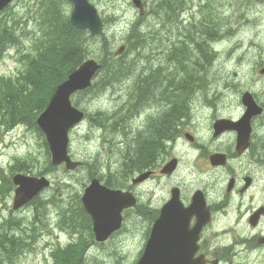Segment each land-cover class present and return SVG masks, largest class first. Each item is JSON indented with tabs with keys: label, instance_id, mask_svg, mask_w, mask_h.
I'll return each instance as SVG.
<instances>
[{
	"label": "rangeland",
	"instance_id": "rangeland-1",
	"mask_svg": "<svg viewBox=\"0 0 264 264\" xmlns=\"http://www.w3.org/2000/svg\"><path fill=\"white\" fill-rule=\"evenodd\" d=\"M29 1L33 2L32 0H17L12 3V9ZM89 1L94 4L105 20L104 33L107 36L109 49L114 52L121 45L125 46L122 53L123 60L115 63L120 64V69L117 68L123 75L122 79L120 77L114 84V87H118L119 97L117 100H126L129 97L132 91L130 79L133 77L136 82L139 81V86H149V100L156 96L160 98L157 101L158 107L155 112L150 116L147 124L141 128L144 133L155 135L151 127L152 124L163 123L162 114L176 105H181L184 110L187 107L186 116L191 115L193 119H202L204 122L209 112L204 110L199 112L198 103L190 100L194 97V92H197L198 86H201L204 91L213 88L209 100L206 99V95L200 100L202 101L201 105L209 106L211 109L226 107L233 103L232 111L236 110L239 114L242 108L235 97L243 89L253 92L264 104V76L258 74V70L264 66V0H185L187 2L183 7L187 12H182L184 17L193 16L195 19L184 24H181L183 20L179 23L175 17L171 16V14H175L184 0H172L170 7H167V2L163 0H160L161 2L156 5H154L156 0H142L146 12L143 16L138 15V12L131 6L130 0ZM204 19L203 33L193 32L197 41L186 42L187 33L190 35V32H185L189 28V23L200 24ZM133 23L135 25H132ZM133 26L138 34L136 37L132 31ZM215 31L223 35L219 43H213L220 54H211V62L208 64L203 58L206 49V42L203 40L209 38V34L213 36ZM95 41L96 39H90L86 45L89 48L86 53L88 55V51H90L89 56L92 57L103 52L101 49H96ZM171 43H173L172 47H170ZM24 44L29 48L31 42L27 40ZM12 55L13 50L10 49V52L0 60V76H9L17 73L20 69V64ZM107 58L109 59V57ZM152 64L162 66L163 71L160 74L148 72L147 76L143 75L147 72L143 66ZM111 68L113 70L114 67L111 66ZM127 72L130 74H126ZM198 76L203 78L199 83ZM99 78L100 75L96 81ZM224 83L228 95H223L226 91L221 93ZM105 92L94 86L90 92L75 97L73 102L93 116L92 113L95 109L101 108L105 111L106 108H110V105L114 104L111 95L105 94ZM89 122L90 119L86 118L84 124L72 131L70 135L72 139L71 153L74 158L83 159H89L90 155H94L95 164L85 165L77 172H69L64 169L52 171L50 168L46 170L52 179V187L47 191L52 192L62 183L69 185L62 189L63 195L57 197L58 200H63L61 203H71L72 196L76 191L74 189L79 186V181L85 182L88 176L95 175L100 179L112 178L115 184L122 185L132 175V172L120 171L123 165L120 168L119 165L123 164V158L120 156L119 150L116 154L112 150L103 149L104 139L101 140V138L97 140L93 137L92 140L86 141L82 138ZM130 123V121L127 122L126 126H129ZM260 124H264V118L256 122V129L261 128L257 126ZM3 130L4 128L0 127V177L2 178L0 184V238L6 228V220L29 217L35 204L34 202L27 206L21 217L16 215V212H11V197L7 199L8 192L5 191L4 186L9 166L17 164L20 167L23 161L24 165H28V158L30 164L31 157L34 158L36 166H47L43 145L32 129L18 126L9 131L4 132ZM106 143L118 147L121 145L125 154L131 150L134 151L130 145L123 143L120 132L109 135ZM134 152L127 156L131 157ZM140 152H144V148ZM102 159L106 161L102 163ZM17 160L20 162L17 163ZM185 168L187 165L181 162L179 170L183 172ZM43 195L39 198H43ZM50 201V203L54 202L55 198ZM46 216L50 218L58 216V219L53 222L58 221L63 232L59 233L50 228L49 234H40L30 244V248L19 249L12 256H9V253L6 256L4 253L0 254V264H59L61 259L55 258V253L53 254L51 251L66 246L72 239L76 241L78 238L72 229L64 227L62 219L59 220L61 211L55 203L50 205ZM138 220V213L131 211L125 227L118 235L97 247H90V244L85 245L80 264H130L134 260L140 244L138 229L135 228ZM79 230L81 236L86 235V230L83 228H79ZM73 235L75 237H72ZM79 243H82V240ZM3 247H6L5 242H0V251ZM81 247L82 244L77 246V249L80 250ZM67 263L72 264L73 260L70 259Z\"/></svg>",
	"mask_w": 264,
	"mask_h": 264
},
{
	"label": "flooded vegetation",
	"instance_id": "flooded-vegetation-1",
	"mask_svg": "<svg viewBox=\"0 0 264 264\" xmlns=\"http://www.w3.org/2000/svg\"><path fill=\"white\" fill-rule=\"evenodd\" d=\"M233 108V103L217 109L200 103L199 112H209L204 122L191 115L180 119L177 125L170 119L167 129L176 126L178 132L171 141V152L181 149L193 164L183 174L177 170L163 174L160 168L165 161L159 164L157 154L152 152L151 164L144 170L150 171L148 178L136 186L128 185L139 208L140 218L135 226L140 238L139 252L153 230L156 264H264V124L256 129L264 111L251 123L248 146L238 149L234 130L216 134L213 127L217 118L238 119L240 116L230 115ZM137 122L143 126L148 119ZM151 127L156 129L158 125L154 123ZM180 139L182 147L178 143ZM212 154H223L225 163L210 165ZM200 161L207 163L212 174L210 180L207 177L211 174L195 165ZM150 183L152 186L145 191ZM198 190L208 205V223L201 224L197 207L183 211L177 205L187 208ZM171 200L177 204L164 219L162 207ZM186 215L188 219L181 221Z\"/></svg>",
	"mask_w": 264,
	"mask_h": 264
},
{
	"label": "trees",
	"instance_id": "trees-1",
	"mask_svg": "<svg viewBox=\"0 0 264 264\" xmlns=\"http://www.w3.org/2000/svg\"><path fill=\"white\" fill-rule=\"evenodd\" d=\"M34 4V7L29 9L32 10L30 16H26L24 19L16 17L13 22L8 17L0 19V58L8 46L17 45L23 50V43L19 41L22 35H30L34 41L29 49H25V52L20 51V61L24 66L23 70L14 78L0 77V121L3 126L11 127L23 124L36 131L35 118L37 114L43 109L53 88L64 80L69 71L81 62L86 53V44L83 33L69 25L64 0H36ZM29 22H31V26H28ZM17 30L21 31V34H17ZM99 49L103 50L100 55L102 68L106 69L104 82L107 83V86H114L121 76L120 64H105L104 61L108 59H104L107 48L106 46H100ZM116 60L120 62L123 58L119 57ZM111 66L114 67L113 70ZM175 112H179L178 106H176ZM121 127L122 124L116 119L107 126L108 131L105 130L112 135L119 132ZM159 133L160 130H155V134ZM162 138L160 136L156 138L158 148L162 147ZM119 146L116 147L117 149L120 148V156L124 159L123 164L127 163L131 172L143 164L140 158V148H145L143 145L139 143H136V147L130 145L135 151L128 152L129 155L134 152L131 157L125 154V151L121 149V145ZM33 165L34 161L31 159L30 166ZM61 202L56 206L61 211L64 223L70 228H75L81 224L84 226L87 217L82 209L78 208L76 201L73 202V205ZM38 207L41 208L40 205H37L31 211L34 217L33 220L38 216V210L40 209ZM33 223L34 221H31V224L29 223L30 230L36 232L38 227L34 226ZM7 229L1 236L8 237V244L12 246L11 248L7 247L8 251H5L4 247L2 248L0 254L4 253L5 255L16 247V245H13L14 240L11 238L15 237V234L18 236L22 233L21 226H18L16 221L12 225L10 224ZM71 245L70 251L74 253L81 243ZM71 259L73 260L72 264L78 263L76 258L71 257ZM60 264H66L65 260L61 259Z\"/></svg>",
	"mask_w": 264,
	"mask_h": 264
},
{
	"label": "water",
	"instance_id": "water-1",
	"mask_svg": "<svg viewBox=\"0 0 264 264\" xmlns=\"http://www.w3.org/2000/svg\"><path fill=\"white\" fill-rule=\"evenodd\" d=\"M9 1L0 0V10ZM69 1L73 5L70 17L71 24L78 29L88 28L92 34H101V21L95 8L87 0ZM134 1L138 4L139 0ZM98 68L99 65L94 60L90 59L83 62L79 68L68 76L66 81L55 88L46 109L37 119V124L46 136L51 152L52 164L64 162L69 169H73L78 165V163L72 162L67 155V133L69 128L83 117V113L71 106L69 97L74 91L88 87L92 76ZM261 72L264 73V69ZM242 102L246 106V112L238 124L241 125L242 133L247 134L250 118L260 113L261 108L255 104L249 94L243 96ZM228 127L231 128L233 125H221V121L215 124L217 130ZM173 165L174 163L172 162L168 167L172 168ZM13 182L15 185H18L13 199L14 208H18L26 203L43 187L48 185V181L43 177L36 178L21 174L14 176ZM127 195L120 193V191H111L101 187L95 179L85 189L82 203L92 218L93 230L97 240H104L119 224L120 210L124 206L133 204V200ZM150 245L151 238L147 244L148 248L144 256L148 252H151Z\"/></svg>",
	"mask_w": 264,
	"mask_h": 264
},
{
	"label": "bare ground",
	"instance_id": "bare-ground-1",
	"mask_svg": "<svg viewBox=\"0 0 264 264\" xmlns=\"http://www.w3.org/2000/svg\"><path fill=\"white\" fill-rule=\"evenodd\" d=\"M176 13V11H175ZM205 24V19L203 22H200V24H196L195 22H190L189 23V28H187V31L185 30V32H190V35L187 33V36H186V42L189 41V43H193L195 42V36H193V32H195L196 34H199V33H203V26ZM132 25H135V23H133ZM134 29H135V26L132 27V31H133V34H134ZM213 36H211L209 34V38H205L203 41L206 42V49H205V52L203 53V58L204 60L209 64L211 62L210 60V56L211 54H220L218 53L219 50L215 48V46H213V43L216 42L215 44L219 43L222 38H223V35L221 34H218L216 31H215V34H212ZM218 35V36H217ZM197 41V40H196ZM136 46V45H135ZM208 46V48H207ZM226 52H228V50H226ZM223 54V53H222ZM167 55H170V54H167ZM171 58V57H170ZM215 60V59H214ZM145 68V70L147 71L146 73H144L143 75L147 76L149 73L148 72H152V73H157V74H160V72L163 71V67L158 65V64H152L150 66H143V69ZM145 96V95H144ZM178 104H181V103H178ZM178 106V109L179 110H182V106L181 105H177ZM172 109L170 110H166V112H164L162 114V117H163V123H159L158 124V127L156 129H153V133L155 134V130H160V133L159 134H155V136H160L162 138V134H163V130H164V122L168 119V115L170 114ZM184 110V108H183ZM177 111V110H176ZM178 113V112H177ZM142 148H140L141 150ZM123 163H124V159H123ZM123 165V168L122 170L120 171H123V172H126V173H131V171L129 170L128 166H127V163L126 164H120L119 165V168ZM118 168V169H119ZM122 173V172H120ZM107 177V176H106ZM108 179V178H107ZM110 180L112 183H114L113 179L110 178L108 179ZM10 249V248H9ZM6 256V255H5ZM11 256V255H9ZM9 258V257H8ZM11 258V257H10Z\"/></svg>",
	"mask_w": 264,
	"mask_h": 264
}]
</instances>
